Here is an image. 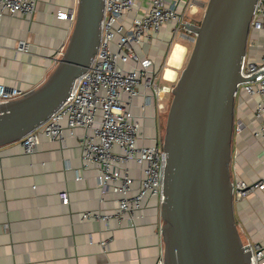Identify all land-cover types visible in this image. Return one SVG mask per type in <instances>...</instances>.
<instances>
[{"label": "crops", "instance_id": "1", "mask_svg": "<svg viewBox=\"0 0 264 264\" xmlns=\"http://www.w3.org/2000/svg\"><path fill=\"white\" fill-rule=\"evenodd\" d=\"M75 1L36 0V12L30 17H0V85L28 93L46 80L55 67L52 57L70 35L69 23L55 14ZM185 1L179 6L182 15L192 1L203 4ZM168 30L138 51L155 67L159 65L161 82L171 86L187 58L189 43L180 45L181 61L171 67L174 78L166 79L168 58L164 70L160 61L163 45L170 40ZM20 41H27L26 53L16 51ZM143 104L142 97L136 98L132 112L145 137L138 145L150 147L159 136L157 102L153 99L142 109ZM63 134V144L39 135L40 144L31 155L18 142L0 147V264H157L163 252L158 200H148L133 225L126 216L123 220L111 216L117 210V197L102 196L96 169L81 167L79 138L84 131ZM231 174L246 183L264 179V143L251 139L248 129L233 137ZM131 175L137 181L135 171ZM60 192L68 194L67 205L60 203ZM233 209L241 241L264 246V189L234 201ZM86 212L111 217L107 222L84 220L81 216Z\"/></svg>", "mask_w": 264, "mask_h": 264}, {"label": "water", "instance_id": "2", "mask_svg": "<svg viewBox=\"0 0 264 264\" xmlns=\"http://www.w3.org/2000/svg\"><path fill=\"white\" fill-rule=\"evenodd\" d=\"M256 0H208L191 52L171 90L162 150L163 264H250L237 231L231 182L233 94L242 82ZM104 0H77L76 18L53 71L36 89L0 105V147L41 126L68 97L99 45Z\"/></svg>", "mask_w": 264, "mask_h": 264}, {"label": "built area", "instance_id": "3", "mask_svg": "<svg viewBox=\"0 0 264 264\" xmlns=\"http://www.w3.org/2000/svg\"><path fill=\"white\" fill-rule=\"evenodd\" d=\"M183 3L186 1L104 0L99 45L88 69L74 81L61 106L18 141L23 152L31 155L38 149L39 135L63 144L65 130L73 136L75 129H82L81 167L96 169L101 195L110 193L117 197V210L111 216L119 220L126 216L130 225L142 217L144 204L151 198L161 205L166 159L158 137L153 146L138 145L145 137L142 124L132 112L134 100L142 97L144 109L155 99L158 110L165 89L157 84L154 61L142 56L138 49L151 46L167 28L171 36L178 34L184 24L179 9ZM36 4V0H0V17H30L36 12ZM76 5L77 0L55 14L58 20L69 23L70 32ZM27 50V41L16 46L19 53ZM63 51L64 47L52 57L55 66ZM239 74L242 82L236 85L233 94V137L248 129L251 139L264 143V0H256ZM24 94L17 88L0 85V105ZM134 171L137 181L131 175ZM233 177L231 174L233 203L264 189V179L246 183ZM58 198L62 205L69 202L66 192H60ZM111 216L86 212L81 218L107 222ZM242 244L250 253V264H264L263 245L250 241ZM157 264H163L162 255Z\"/></svg>", "mask_w": 264, "mask_h": 264}, {"label": "rangeland", "instance_id": "4", "mask_svg": "<svg viewBox=\"0 0 264 264\" xmlns=\"http://www.w3.org/2000/svg\"><path fill=\"white\" fill-rule=\"evenodd\" d=\"M203 1V4H198L197 2L195 1H192V3H190L186 9V11H184V15H183V23H191V24H194V25H199L200 24V21L202 19V16H203V12L205 10V7H206V4H207V1L208 0H202ZM192 11V12H191ZM169 36H170V31L168 30L167 31ZM194 38V36L188 32H186L182 26L179 27V30H178V34L176 36L172 35L170 36V40L168 42H165L164 45H163V49H162V52H163V56H162V59H161V68H163V70L166 68L165 67V61L167 60V58L169 57V53H170V50L171 48L175 45V44H178V45H181L183 46L182 44H186V43H189L188 44V55H187V58L183 64V66L181 67V69L179 71H177V79L180 75V72L181 70L185 67L186 65V62L188 60V56L191 52V49H192V45H193V41L192 39ZM187 45V44H186ZM164 65V67H163ZM156 73H158L157 77V84L158 86H163V88H166V90H169V92H164V94L161 95V99L159 100V105H160V108L158 109L157 111V117H156V120L158 122L157 124V127H158V134H159V139L161 141H163V137H164V133H165V125H166V119H167V114H168V110H169V106H170V102H171V99H172V96H171V90L176 82V80L171 83L172 85L168 86V85H165L166 83L165 82H161V77L160 75L162 74V71L159 70V65L156 66Z\"/></svg>", "mask_w": 264, "mask_h": 264}, {"label": "bare ground", "instance_id": "5", "mask_svg": "<svg viewBox=\"0 0 264 264\" xmlns=\"http://www.w3.org/2000/svg\"><path fill=\"white\" fill-rule=\"evenodd\" d=\"M183 49L180 47V45L175 44L169 53L168 57V69L165 70L164 77L168 80H172L174 78V71L171 69V67H178L181 58H182ZM164 92H167L166 88L163 90ZM162 91V92H163Z\"/></svg>", "mask_w": 264, "mask_h": 264}]
</instances>
